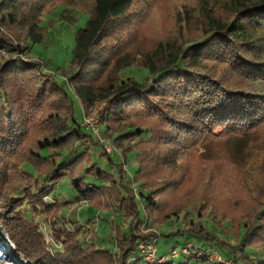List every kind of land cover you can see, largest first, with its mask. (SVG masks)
Segmentation results:
<instances>
[{
    "label": "rangeland",
    "instance_id": "rangeland-1",
    "mask_svg": "<svg viewBox=\"0 0 264 264\" xmlns=\"http://www.w3.org/2000/svg\"><path fill=\"white\" fill-rule=\"evenodd\" d=\"M19 4L23 11L20 10L15 23H10L8 17L0 22L5 38H8V44L0 45V79L1 86L14 102L12 108L15 109L10 115L21 116L27 128L13 140L0 142V200L14 193L23 183L21 175L28 176L23 172L25 170L39 181V185L48 186L46 176L39 174L26 160L30 151L37 148L39 139L53 136L54 119L70 113L69 108L61 103H38L35 93H29L27 89L36 82L32 74H24L20 68L19 73L7 72L10 71L8 66L15 67L17 62L31 64L37 61L42 65V73L53 74L60 84L66 82L77 116L88 128L86 133L93 135L95 142L101 137L97 146L88 145L94 160L107 166V160L101 155L105 153L123 164L132 176L136 193L150 191L156 208H145L146 214L143 215L146 221L141 222L134 232L139 237L138 242L122 241L120 230H126L128 218L106 210L105 203L94 201L91 204L78 200L79 194L68 173L69 161L64 175L55 183H49L52 187H49V196L44 198L45 207L58 203L61 208L57 206L50 212L36 215L32 213L29 201L23 205L26 218L37 223L38 235L30 229L26 235L16 232L22 221L21 211L17 209L13 211L14 219L20 218V221L16 223L13 220L12 228L7 218L9 214L1 218L0 264H180L183 259H191L188 264H232L226 256L224 258L219 246L208 240L207 235L192 234L190 230L203 235L210 231L218 238L237 240L241 224L245 221L251 229L256 222L259 224L251 245L264 247V116L258 117L253 125L206 124L189 133L177 128L176 123L182 120L180 118H186L177 111L161 112L160 109L149 112L144 107H129L123 113L113 115L109 111V99L101 98L113 89L117 90L122 81H144L148 75L145 65L153 64L161 69L171 54L187 49L186 62H192L189 48L193 43L205 40L211 26L219 21L230 24L241 19L240 11L263 6L264 0H136L126 16L115 21V26L97 47V53H102L103 58L108 60L105 61L106 68L98 66L88 82L93 84L96 96L92 105L81 102L75 95L78 78L70 79L76 68L70 64L76 32L89 20V14L85 13L93 10V1L19 0ZM60 5L68 6L67 10L71 11L63 14L67 7L57 9ZM2 10L0 5V13L4 14ZM246 24H250L248 31H253L251 23ZM262 30L255 32L253 41L244 43L246 48L241 45V53L251 63L264 64ZM33 32L39 35L37 43L29 41ZM249 32L246 33L251 34ZM20 46H27L28 49L22 51ZM31 67L37 71L36 65ZM196 68L207 72L211 78H218L225 86L258 89L260 95L264 94L262 81H257V77L246 78L237 74L227 63L203 58ZM98 114L99 119L95 122V115ZM92 119L99 134L86 121ZM137 130L143 135L117 139L122 134ZM18 142L19 145L14 148ZM86 149L85 144L77 142L75 145L79 155L87 153ZM73 152L71 148L60 151L64 158ZM62 160H58L57 164ZM39 169L47 170L44 167ZM30 178L28 176L23 184H28ZM8 225L9 228H6ZM12 229L16 233L12 234ZM28 235L34 236L43 258L40 255L41 259H33L38 251L32 253L28 251L31 248L26 242L22 244V237ZM76 238L80 248L71 245L77 243ZM157 240L158 255L161 257L155 259L145 251L149 250V246L155 247ZM186 241L188 243L182 247ZM202 242L206 253L195 246ZM127 248L133 249V252L136 249L135 256ZM258 251L256 249L255 254L264 259ZM206 254H211L208 260H198ZM258 262L255 261V264Z\"/></svg>",
    "mask_w": 264,
    "mask_h": 264
},
{
    "label": "trees",
    "instance_id": "trees-1",
    "mask_svg": "<svg viewBox=\"0 0 264 264\" xmlns=\"http://www.w3.org/2000/svg\"><path fill=\"white\" fill-rule=\"evenodd\" d=\"M92 1L94 4L93 10L89 13H85L89 14V20L84 27H81L76 32L75 48L70 64L72 68L76 67L70 75V79L78 78V84L75 87V95L81 99V102L89 105L94 103L96 96L93 94V84H88V82L92 80V73L100 66L102 69L106 68L107 63L105 61L108 60L103 58L102 53H97V47L103 42L104 38L108 36V32L111 28L115 26V21L121 17H125L136 0ZM0 5L3 7L2 11L4 13H0V15H3L0 16V22L5 21V18L8 17L11 19L10 23H15L17 15L20 14V10L23 11V7L21 8L19 0H0ZM61 7H67L63 11V14L67 11H71L67 10L68 6L64 5L58 6L57 9ZM240 13L242 15L241 19H236L230 24L220 21L217 22L216 25L211 26L209 31H207L205 40L191 45L189 49H191L192 52L189 54V58L192 59V62H186L188 56L186 53L187 49H185L176 54H171V58L161 69H157L153 64H146L145 67L148 70V75L145 77L144 81L132 79L122 81V84L117 90L113 89L109 95L101 97L103 99H109V111L113 115L123 113L125 109L129 107H144V109H148L149 112L160 111V109L161 112L174 111V113H176L177 111L186 117L180 118L182 120L176 123L177 128L182 131H188L189 133L196 131V129H200V125L206 124L208 126H213L218 123H231L234 126H240L243 123L253 125L257 122L258 117L262 118L264 116V94L260 95L258 89L253 90L225 86L218 78H211L207 72L200 71L196 68L200 65L203 58L212 59L213 61L218 60L229 64L230 69L237 74L246 78L257 77V81H262L264 83V70L262 69L264 64L251 63L250 60L241 53V45L246 48L244 43H249L246 41H253L252 38L255 32L263 31L262 29H264V5L253 9H243ZM66 18L69 19L67 16ZM247 22L251 23L253 31H248L247 26H250V24L247 25ZM1 25L2 23H0V45L2 46L8 44L6 43V39L8 40V38H5L6 34L1 28ZM246 32L251 34H247ZM29 41L31 43L39 42V35L33 32L30 35ZM26 48L27 46H24V48L20 46L19 49L23 51ZM32 64L36 65L37 71H34L33 67H31ZM14 66L15 67L8 66L10 71L7 72H18L20 68L24 74L29 73L35 77V84L31 88L27 87V89L29 93H31V91L35 93L34 98L38 99V103H61L70 110V113L65 117L54 119L55 133L51 137L46 136L45 138L39 139L36 144L37 148L30 151V155L26 162L33 165L38 170L39 174H44L49 183H55L64 175V170L68 167L67 164L70 161L71 166L69 167L68 173L71 174L73 186L79 194L78 200H85L91 204H94V201L105 203L106 210L117 212L125 218H128L126 230H120L122 233L120 239L122 241L131 242L137 240L136 242H138L139 237H137L134 232L141 222L144 223L146 221L144 218L145 215H143L146 214L145 208H156V202L151 195L152 193L148 190H142L136 193L132 176H130L124 165L117 163L110 154H101L107 160V166H102L94 160L89 146H97L100 144V139L98 138L97 142H95L93 135L86 133L85 129L88 128L82 125V121H80L77 116L74 107V99L70 97L65 86L66 82H64V85L60 84L53 74L42 73V65L37 61L31 62V64L17 62ZM259 70H261V72ZM0 78L2 79V75ZM1 79L0 142L4 143L22 134V131H25L27 126L25 125V120L21 116H11L15 109L12 108L14 102L10 99L7 90L1 86ZM262 86L264 87V85ZM17 109L21 111L20 107ZM34 109L38 108L35 107ZM81 117L83 120L82 114ZM56 123H59L60 126ZM182 125L184 128L180 129ZM134 134H140V136H142L143 132L137 130L125 133L117 139L131 137ZM77 142L82 145L85 144L90 151L86 149L87 153L79 155L75 150ZM18 145L19 142L14 144V148ZM68 148L74 149V152L71 154L72 156L70 155L71 157L67 156L64 158L60 151ZM45 152H47V154H45ZM58 160H62L59 165L57 164ZM40 167L47 168V170L42 171L39 169ZM23 172L31 177L30 180H28L29 183L23 184L24 181H27L28 176L21 175L24 177L23 185L21 184L16 188L14 193L0 200V221L4 215L6 216L9 214V216L6 217L9 218V225L12 228L14 221L18 223L17 221H20L21 218L22 221L19 223V229L16 232L25 233L26 235L28 229H30L33 234L38 235L39 230L37 228V223H35L33 219H27L24 211H22L24 203L29 201L27 203L30 204L32 213L36 215H39L40 212H50L52 208H56L57 206L61 208V205L55 203L45 207L44 204L46 202L44 198L49 196L48 191L51 185L49 183L48 186L45 184L39 185V181L34 179L28 171L25 170ZM83 174L85 175L81 177ZM68 204L70 205L71 203L69 202ZM15 209L21 211V217L16 220L14 219L13 212ZM247 223L248 222L245 221L241 224V230L237 240L231 238H218L210 231L205 235L194 229L190 230V232L200 236L207 235L208 240L218 245L224 258L226 259L227 257V260L232 261V264H255L257 260L259 261L258 264H264V259H261L254 252L256 249H259L258 252L261 251L262 253L260 256L264 257V247H255L251 245V241L255 237L254 234L259 224L256 222L254 224V229H251V225L249 224L248 226ZM9 225L6 226V228H9ZM14 232L15 230H13L12 234H14ZM182 232L177 233V235H181ZM210 236L213 238H210ZM22 238V244L26 242L28 247L31 248L28 251H32V253L38 251L34 236L28 235V237ZM76 242L77 243H71V245L78 248L80 242L77 238ZM187 243L188 241L183 243L182 247H185ZM156 244H158V240ZM195 246L199 251L207 252L206 249L203 248V242L201 245ZM123 248L124 245L122 244V249ZM127 250L131 252V255L134 254L135 256L136 249L134 252L131 248H127ZM37 253L38 255L33 259H41L39 258L40 255H42V258L44 257L41 251ZM59 253L60 252H58V254ZM209 255L211 254H206L198 260H208ZM183 256L186 257L185 255ZM42 261L46 262V260ZM189 261H191V259H189ZM189 261L183 259L181 262L188 264ZM145 264L147 263L145 262ZM170 264L172 263L170 262Z\"/></svg>",
    "mask_w": 264,
    "mask_h": 264
},
{
    "label": "built area",
    "instance_id": "built-area-1",
    "mask_svg": "<svg viewBox=\"0 0 264 264\" xmlns=\"http://www.w3.org/2000/svg\"><path fill=\"white\" fill-rule=\"evenodd\" d=\"M95 118L97 119L95 122H97L98 119H99V114L97 116L95 115ZM93 120L94 119H92V120H86V121H87V123H89V124L92 125L91 127H92V129L94 128L93 129L94 132L97 133V134H99L98 130L96 129L95 122ZM98 137H99V135H98ZM99 139L101 140V137H99ZM154 246L155 247L149 246V250H146L145 253L148 252L151 255L152 258L158 259L159 256H158V253H157V250H156L157 249V244L155 243ZM154 248H155V250H154ZM180 264H184V263L183 262H180Z\"/></svg>",
    "mask_w": 264,
    "mask_h": 264
}]
</instances>
